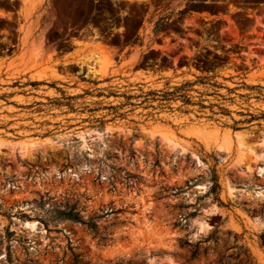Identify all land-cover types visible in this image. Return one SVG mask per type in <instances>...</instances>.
Listing matches in <instances>:
<instances>
[{
    "label": "rangeland",
    "instance_id": "rangeland-1",
    "mask_svg": "<svg viewBox=\"0 0 264 264\" xmlns=\"http://www.w3.org/2000/svg\"><path fill=\"white\" fill-rule=\"evenodd\" d=\"M0 264H264V0H0Z\"/></svg>",
    "mask_w": 264,
    "mask_h": 264
},
{
    "label": "crops",
    "instance_id": "crops-1",
    "mask_svg": "<svg viewBox=\"0 0 264 264\" xmlns=\"http://www.w3.org/2000/svg\"><path fill=\"white\" fill-rule=\"evenodd\" d=\"M175 75H176V73H175ZM161 78H162V79H169L168 76H161Z\"/></svg>",
    "mask_w": 264,
    "mask_h": 264
},
{
    "label": "bare ground",
    "instance_id": "bare-ground-1",
    "mask_svg": "<svg viewBox=\"0 0 264 264\" xmlns=\"http://www.w3.org/2000/svg\"><path fill=\"white\" fill-rule=\"evenodd\" d=\"M201 132V131H200ZM220 147H223V145H220ZM230 187V186H229ZM233 195V194H232Z\"/></svg>",
    "mask_w": 264,
    "mask_h": 264
}]
</instances>
